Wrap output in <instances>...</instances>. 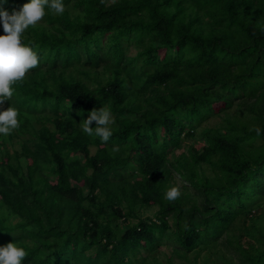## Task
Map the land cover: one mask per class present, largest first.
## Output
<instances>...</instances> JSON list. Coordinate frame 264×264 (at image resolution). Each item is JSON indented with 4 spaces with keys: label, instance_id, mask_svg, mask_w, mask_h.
Wrapping results in <instances>:
<instances>
[{
    "label": "trees",
    "instance_id": "trees-1",
    "mask_svg": "<svg viewBox=\"0 0 264 264\" xmlns=\"http://www.w3.org/2000/svg\"><path fill=\"white\" fill-rule=\"evenodd\" d=\"M62 3L23 33L39 64L0 103L20 122L0 134V247L21 264H264V0ZM100 108L107 142L82 130ZM217 243L228 255L199 263Z\"/></svg>",
    "mask_w": 264,
    "mask_h": 264
},
{
    "label": "clouds",
    "instance_id": "clouds-1",
    "mask_svg": "<svg viewBox=\"0 0 264 264\" xmlns=\"http://www.w3.org/2000/svg\"><path fill=\"white\" fill-rule=\"evenodd\" d=\"M6 2V0H3ZM57 14H63L65 6L62 0H30L20 11L9 14L0 9V23L3 25L4 35H0V103L10 100L13 96L12 85L25 78L29 70L39 64L38 55L31 47L22 43V35L29 26H35L45 16V6ZM18 110L8 107L0 111V134L8 136L18 129ZM95 123V127L91 125ZM114 123L110 110L100 108L92 110L88 118L82 122V130L89 136H98L107 142L112 136L110 125ZM260 135V129H255ZM118 146L113 151H118ZM181 195L179 186L171 187L166 193V199L174 201ZM27 255L22 247L8 243L0 247V264H21Z\"/></svg>",
    "mask_w": 264,
    "mask_h": 264
},
{
    "label": "rangeland",
    "instance_id": "rangeland-1",
    "mask_svg": "<svg viewBox=\"0 0 264 264\" xmlns=\"http://www.w3.org/2000/svg\"><path fill=\"white\" fill-rule=\"evenodd\" d=\"M235 109L234 107L230 109V113H234ZM221 121L220 118L218 117H210L209 119H207L206 121H204L201 125L202 126H211V125H214L216 124L217 122ZM202 143H203V139L200 140L199 136H196L193 137V138H188L186 139V141L183 143L182 147L179 148V149H176L175 150V154L176 155H179V153L181 152H185L187 151L188 147L190 145H193L195 148L199 149L201 148L202 146ZM208 173H209V169H207L206 167L204 168ZM173 182L176 184V186H180L181 183L180 181L177 179H173ZM157 209L156 206H152V207H149V208H143L141 209L140 211V215L142 217H145V216H151L154 211ZM263 209H264V206H263ZM247 223L244 222V224L242 222H237L236 223V229L234 230L235 232L238 231V228H241L243 225H246ZM166 254H169V251L168 249L164 248L161 250V252L158 254V259L162 262V263H166ZM223 254V255H222ZM204 255H207L209 256L210 258H216L218 255H220L221 257H226L228 254L226 252H224V249L223 247L220 245V244H216L214 247L212 248H209V249H203L201 252H200V255H199V258H198V262L201 263L203 261V257ZM189 257H191V254L189 255ZM191 259V258H190ZM219 260H217L216 264H222V260L221 258H218ZM175 262L176 263H179V259H175Z\"/></svg>",
    "mask_w": 264,
    "mask_h": 264
}]
</instances>
